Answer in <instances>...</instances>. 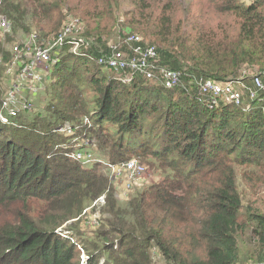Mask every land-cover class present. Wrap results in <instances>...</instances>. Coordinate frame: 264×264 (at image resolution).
Returning <instances> with one entry per match:
<instances>
[{"label":"trees","instance_id":"trees-1","mask_svg":"<svg viewBox=\"0 0 264 264\" xmlns=\"http://www.w3.org/2000/svg\"><path fill=\"white\" fill-rule=\"evenodd\" d=\"M66 8L78 13L83 34L102 37L121 8L127 26L157 45L161 64L182 70L181 84H127L64 54L51 68L44 111L0 119V264H100L102 253V264H154L155 251L163 264H264V210L246 205L242 190L244 182L264 185V95L247 109H211L196 83L250 82L244 65L264 75V0H0L11 23L4 40L0 33V112L13 56L5 43L51 35ZM65 123L77 131L59 133ZM81 134L109 162L151 160L164 179L121 203L99 165L66 155ZM106 191L96 241L63 233L80 234L76 223L63 225ZM247 230L251 250L241 246Z\"/></svg>","mask_w":264,"mask_h":264},{"label":"built area","instance_id":"built-area-1","mask_svg":"<svg viewBox=\"0 0 264 264\" xmlns=\"http://www.w3.org/2000/svg\"><path fill=\"white\" fill-rule=\"evenodd\" d=\"M244 1L250 4L254 0ZM79 23L83 25L79 18L67 19L58 32L48 36L33 31L23 42L20 41L11 48L12 60L9 64H5L8 83L0 112L2 122L10 123L20 114L32 110L35 105L34 97L45 92L51 82L52 66L57 64L67 52L73 56L87 58L116 73L118 79L127 84L135 77L147 81L158 80L165 88H174L181 84L182 70L162 65L157 46L146 42L141 35L131 33L126 36L122 44L107 43L105 48H101L96 37L83 34V26L81 30L75 32ZM10 31L11 23L5 16L0 15V33L3 35V40ZM96 50L100 55L94 53ZM245 74L251 75L250 82L240 79L221 81L200 77L196 79L199 94L211 109L221 104L247 109L251 100L264 95V75ZM85 123L91 124L90 119L86 118ZM75 130L76 128L70 123H65L57 129L59 133L66 135H73ZM88 144L89 141L86 139L78 141L73 150L66 155L84 166L99 165L106 170L107 176L116 185V182H124L127 191L132 192L134 188L142 187L141 176L145 171L142 162L133 158L125 162L111 163L98 156ZM98 199L104 202L105 196L101 195ZM86 259L87 256L83 252L82 260L86 262Z\"/></svg>","mask_w":264,"mask_h":264},{"label":"rangeland","instance_id":"rangeland-1","mask_svg":"<svg viewBox=\"0 0 264 264\" xmlns=\"http://www.w3.org/2000/svg\"><path fill=\"white\" fill-rule=\"evenodd\" d=\"M181 1H186V0H181ZM242 3L244 2V4H246V2L244 0H240ZM213 12V11H211ZM78 13H74L71 12L69 9H64L63 10V17H62V24L60 26V28L56 31L58 32L61 28L63 23H65V21L67 19H73V18H79V15L77 16ZM114 14H115V24L113 26V28L111 29L110 32L103 34L102 36H97V35H90L92 37H97L98 41H99V46L101 48H105L107 46V43H112V44H122L126 38V36L128 34L131 33H137L139 35H141L146 42H151V40L144 36L142 33L133 30L131 27L127 26L124 14H123V10L121 8H114ZM218 17V16H217ZM83 23V22H82ZM82 26L84 27V24L82 25L81 23L78 24V26L76 27V31H79L82 29ZM35 30V28H33ZM51 33V34H55ZM47 35H49V33L44 32ZM44 35V34H43ZM27 36V35H26ZM24 35H16V37L14 38L13 41L7 42L5 43L7 48L11 50L12 47H14L16 44H19V42H23L25 40ZM152 44V43H151ZM157 46V45H156ZM96 65V64H95ZM98 66V65H96ZM101 71L103 73H105L108 78L111 79H118L119 76L116 73H113L110 70H107L101 66H99ZM58 69V67L56 68ZM56 69L52 70L50 73L52 74V77H56ZM242 73H258V69L257 67H252L249 65H244L241 69ZM6 78V77H5ZM147 81V80H146ZM158 80H152V81H147L150 84L154 85H159V83L157 82ZM7 82V80H6ZM189 82H192L191 80ZM246 82H249V80H246ZM8 83V82H7ZM49 88V87H48ZM49 90V89H47ZM46 90V91H47ZM48 92V91H47ZM34 101H35V105L33 106L31 111L22 113L25 116L31 118L33 115H35L38 112H43L44 111V106L47 102V93L46 92H42L39 95L34 97ZM86 119L84 120L83 124L85 123ZM82 124V123H80ZM81 126H79L80 128ZM77 131V130H75ZM84 134H81V136H78V138H76L78 141H82L83 139H87L85 138V136H83ZM133 138L130 139L129 142H133ZM76 141V142H78ZM76 144V143H75ZM90 148L92 150H94L97 155H100L101 157L104 158H108V156H106L103 151L95 145V143H92L89 141ZM133 158H137L139 161H141L144 166H145V171L142 174L141 178L143 182V185H141L142 187H137L136 191L132 192L130 195L129 193L131 192V190L127 191L124 185V182H116L117 183V188H116V192L118 199L121 203H125L127 200H129L131 197H133L136 193L138 192H143L144 190L148 189L150 186L154 185V184H158L160 182H162V180L164 179L165 174L163 173V170L158 168V167H154L152 161H143L141 159H139L138 157H133ZM94 168V167H92ZM98 169V168H97ZM102 169V168H99ZM104 171L105 175H107V172L105 169H102V172ZM110 181L112 182V187L115 188L114 186V182L110 179ZM145 187V188H144ZM242 190L244 192V196H245V204L248 205L250 208L255 207V208H259V209H263L264 210V185L259 186V188H255L252 186L251 183L248 182H244L242 185ZM102 195L105 196V201H100L98 198L92 202H90L88 204V206L85 207V209L83 210L81 216L77 219H72L70 220L67 224L63 225V229H67V227L69 225L75 224L77 225L76 228V232H80V234H76L74 233L72 230L71 231H63L67 232L69 236H72L74 240H76L77 242L82 243V241L84 242H94L96 241V233L97 231L100 230L101 225H100V221L104 218L107 217V215L105 213H103V206L106 204V198H107V191L105 193H103ZM128 196V198H127ZM98 201V202H97ZM97 202V203H95ZM251 237V231L247 230L244 231V234L241 235V246L243 248L246 247V249H250L252 248V244L248 241ZM89 252H91L93 250L92 247H88ZM80 253L83 254L82 249L80 250ZM248 254L245 253V256H247ZM101 261L104 262L105 258H107V255L102 253L101 256ZM153 261L154 264H163L162 259L159 257L158 251L154 252L153 255ZM242 264H252L251 261H249L248 263H242Z\"/></svg>","mask_w":264,"mask_h":264}]
</instances>
